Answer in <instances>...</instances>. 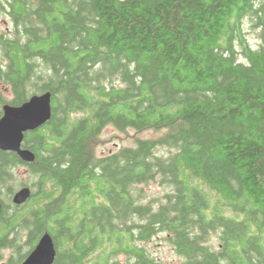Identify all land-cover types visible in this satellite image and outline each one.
<instances>
[{
	"label": "trees",
	"instance_id": "16d2710c",
	"mask_svg": "<svg viewBox=\"0 0 264 264\" xmlns=\"http://www.w3.org/2000/svg\"><path fill=\"white\" fill-rule=\"evenodd\" d=\"M0 9L10 25L0 86L16 96L7 101L52 93L50 119L24 136L35 158L23 204L10 199L26 164L0 151V257L12 248L9 264H19L48 232L52 264H161L141 244L154 237L181 264H264V0H0ZM108 125L164 132L96 156ZM151 183L160 195L145 191Z\"/></svg>",
	"mask_w": 264,
	"mask_h": 264
},
{
	"label": "water",
	"instance_id": "95a60500",
	"mask_svg": "<svg viewBox=\"0 0 264 264\" xmlns=\"http://www.w3.org/2000/svg\"><path fill=\"white\" fill-rule=\"evenodd\" d=\"M52 93L43 91L32 94L20 106L3 105V114L0 117V149L15 151L24 162H32L34 153L29 149L21 148L24 132L35 130L44 125L51 117ZM29 186H20L11 196L14 205L23 204L31 196ZM0 201V212L2 210ZM53 239L48 232H44L34 248L20 264H52L55 258Z\"/></svg>",
	"mask_w": 264,
	"mask_h": 264
},
{
	"label": "rangeland",
	"instance_id": "374dc122",
	"mask_svg": "<svg viewBox=\"0 0 264 264\" xmlns=\"http://www.w3.org/2000/svg\"><path fill=\"white\" fill-rule=\"evenodd\" d=\"M9 26V20L6 19L3 11L0 9V33L8 31L7 29L9 28ZM242 29L244 31V35L248 41V44L252 48H258L259 44L261 43L258 28H255L248 18H245L242 24ZM162 132H164V130ZM162 132L154 130H143L139 132L131 128H128L125 131H118L111 125H108L102 129L99 135V142L95 147V154L96 156H104L121 146L134 145V140L137 137L154 138L157 135H160V133ZM162 151L166 152V150ZM14 172L16 181H12V183L15 191L22 185V183L29 182L30 176L28 175V169L25 166L16 167ZM29 187L32 191L34 190L33 186ZM145 191L149 195H160L163 191V186H159L157 183H151L150 186L145 187ZM0 197H2L4 202H7L5 201L6 195L4 194V188H0ZM25 237L26 231L23 230L21 232V243L25 241ZM141 244H144L147 247L148 251L152 254V256L161 264H181V258L176 255L171 247H169L160 237H154L147 242H142ZM8 256L9 251H3V261H5ZM117 259L122 262L126 261L125 255H117Z\"/></svg>",
	"mask_w": 264,
	"mask_h": 264
},
{
	"label": "flooded vegetation",
	"instance_id": "af4514ba",
	"mask_svg": "<svg viewBox=\"0 0 264 264\" xmlns=\"http://www.w3.org/2000/svg\"><path fill=\"white\" fill-rule=\"evenodd\" d=\"M0 92H1V104H0V117L2 116V114H3V110H2V108H3V105H5V104H11L10 102H8L7 100H11L12 98H15L16 96L14 95V92L12 91V87H8V86H0ZM31 95L32 94H30V95H28L27 97H26V99L24 100V101H21L20 103H18V104H11V105H15V106H20L22 103H24L25 101H27L30 97H31ZM33 131V130H32ZM32 131H26V132H24V136L28 133V132H32ZM24 136H23V140H24ZM23 140H22V142H21V148H23V149H29V148H27L25 145H24V143H23ZM30 150V149H29ZM0 151H3V152H12V153H15L17 156H18V154L15 152V151H10V150H1L0 149ZM19 157V156H18ZM20 158V157H19ZM22 161V160H21ZM24 164H26V165H23V166H27V164L28 163H31V162H24V161H22ZM33 162V161H32ZM18 166H22V164L21 163H19V165H17L16 167H18ZM15 167V168H16ZM27 168V167H26ZM7 184H10V183H7ZM21 185V184H20ZM22 186V185H21ZM1 201V200H0ZM2 203V202H1ZM26 235H27V232H26ZM26 237H25V241H26ZM39 239V238H38ZM38 241V240H37ZM35 246V245H34ZM34 248V247H33ZM33 248H31L30 250H27L26 251V256L23 258V260L27 257V255L30 253V251L33 249ZM5 250H7V251H9V256L7 257V259L5 260V261H3V251H5ZM14 250L12 249V248H3L2 250H1V257H0V264H9V260H12L13 259V257H14ZM28 253V254H27ZM55 256H56V254H55ZM22 260V261H23ZM21 261V262H22ZM20 262V263H21ZM19 263V264H20Z\"/></svg>",
	"mask_w": 264,
	"mask_h": 264
},
{
	"label": "bare ground",
	"instance_id": "6f19581e",
	"mask_svg": "<svg viewBox=\"0 0 264 264\" xmlns=\"http://www.w3.org/2000/svg\"><path fill=\"white\" fill-rule=\"evenodd\" d=\"M40 128V127H39Z\"/></svg>",
	"mask_w": 264,
	"mask_h": 264
}]
</instances>
